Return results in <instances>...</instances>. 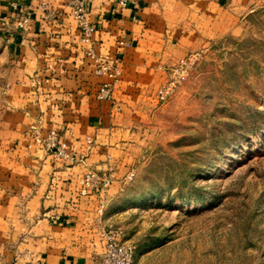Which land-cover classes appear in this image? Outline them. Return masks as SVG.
<instances>
[{"label": "crops", "instance_id": "obj_1", "mask_svg": "<svg viewBox=\"0 0 264 264\" xmlns=\"http://www.w3.org/2000/svg\"><path fill=\"white\" fill-rule=\"evenodd\" d=\"M11 0H0V41L6 58L0 87V264H95L102 251L96 209L120 188L157 113L155 91L184 52L237 27L247 0H86L94 26L84 42L72 0H31L24 30ZM123 40L127 45H119ZM118 72L108 81L90 56ZM119 105L117 107L116 105ZM55 130L74 161L48 153L30 136ZM91 143L87 144L86 139ZM112 168L108 189L79 194L87 170Z\"/></svg>", "mask_w": 264, "mask_h": 264}, {"label": "rangeland", "instance_id": "obj_2", "mask_svg": "<svg viewBox=\"0 0 264 264\" xmlns=\"http://www.w3.org/2000/svg\"><path fill=\"white\" fill-rule=\"evenodd\" d=\"M247 3L232 32L180 56L200 53L169 99L155 91L152 128L106 203L136 264H264V0Z\"/></svg>", "mask_w": 264, "mask_h": 264}, {"label": "built area", "instance_id": "obj_3", "mask_svg": "<svg viewBox=\"0 0 264 264\" xmlns=\"http://www.w3.org/2000/svg\"><path fill=\"white\" fill-rule=\"evenodd\" d=\"M31 0H11L10 8L16 15L15 25L18 29L24 30L30 20V6L28 2ZM118 4L125 5L124 0H119ZM72 15L78 24L81 39L84 42L89 41L91 34L94 32V26L86 19V0H72ZM118 44L123 46L127 42L119 40ZM95 62V72L98 75H105L109 80L101 83L96 91V97L103 100H111L115 83L117 82L118 72L114 64L105 57L94 56L89 53ZM200 58L199 52H190L180 57L175 63L167 68V77L156 90V99L158 102H165L171 97L175 89L185 82L193 66ZM119 107V105H116ZM33 144H37L45 149L54 157L74 161L75 155L72 154L67 144L62 141L55 130H49L45 136H41L35 127L30 132ZM86 143L90 144L91 139L87 138ZM114 172L112 168H108L105 172L97 170H87L79 179V194L86 196L92 193H98L108 188ZM131 175L124 178V182L128 181ZM96 212L99 216V236L103 242L102 251L99 259L95 264H136L135 251L136 245L124 238L123 230L120 226L112 222H103L101 215L103 205L99 204Z\"/></svg>", "mask_w": 264, "mask_h": 264}]
</instances>
